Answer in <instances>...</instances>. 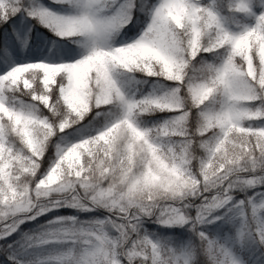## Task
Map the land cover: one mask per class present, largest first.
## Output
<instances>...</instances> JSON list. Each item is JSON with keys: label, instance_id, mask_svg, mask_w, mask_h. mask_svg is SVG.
Returning <instances> with one entry per match:
<instances>
[{"label": "snow or ice", "instance_id": "6c2138e0", "mask_svg": "<svg viewBox=\"0 0 264 264\" xmlns=\"http://www.w3.org/2000/svg\"><path fill=\"white\" fill-rule=\"evenodd\" d=\"M0 264H264V0H0Z\"/></svg>", "mask_w": 264, "mask_h": 264}, {"label": "rangeland", "instance_id": "374dc122", "mask_svg": "<svg viewBox=\"0 0 264 264\" xmlns=\"http://www.w3.org/2000/svg\"><path fill=\"white\" fill-rule=\"evenodd\" d=\"M48 2H49V0H44V3H48ZM44 31H47V30L45 29Z\"/></svg>", "mask_w": 264, "mask_h": 264}]
</instances>
